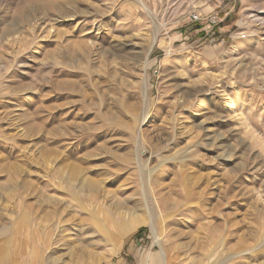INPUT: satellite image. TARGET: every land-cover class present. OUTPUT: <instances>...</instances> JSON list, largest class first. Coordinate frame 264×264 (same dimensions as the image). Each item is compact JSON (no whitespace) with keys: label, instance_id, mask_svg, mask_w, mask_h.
Segmentation results:
<instances>
[{"label":"rangeland","instance_id":"1","mask_svg":"<svg viewBox=\"0 0 264 264\" xmlns=\"http://www.w3.org/2000/svg\"><path fill=\"white\" fill-rule=\"evenodd\" d=\"M256 211L264 0H0V263L140 230L162 264H264Z\"/></svg>","mask_w":264,"mask_h":264},{"label":"crops","instance_id":"2","mask_svg":"<svg viewBox=\"0 0 264 264\" xmlns=\"http://www.w3.org/2000/svg\"><path fill=\"white\" fill-rule=\"evenodd\" d=\"M114 259V258H113ZM33 260V262H32ZM25 260V264H34L36 259ZM120 262H128L130 264H162L156 256H153L151 252L147 250V245L143 233L137 231L131 242L127 243L123 250L119 251L115 255V259ZM0 264H20L14 257L10 260H2Z\"/></svg>","mask_w":264,"mask_h":264},{"label":"bare ground","instance_id":"3","mask_svg":"<svg viewBox=\"0 0 264 264\" xmlns=\"http://www.w3.org/2000/svg\"><path fill=\"white\" fill-rule=\"evenodd\" d=\"M254 216L255 218L258 220V226H256L255 224L254 225H251L252 227H248L247 231L244 232L245 235H248L249 239L251 240H254L255 238L257 239V232H258V229L256 228H259V226L262 228L264 227V212H260V211H256L254 213ZM228 217V216H227ZM224 220H228V219H224ZM229 221V220H228ZM223 223V222H221ZM252 224V223H251ZM229 228V227H228ZM229 230V229H228ZM238 236V235H237ZM244 236V235H243ZM243 236H241L243 238ZM241 239V238H240ZM247 239V238H246ZM212 246V245H211Z\"/></svg>","mask_w":264,"mask_h":264},{"label":"built area","instance_id":"4","mask_svg":"<svg viewBox=\"0 0 264 264\" xmlns=\"http://www.w3.org/2000/svg\"><path fill=\"white\" fill-rule=\"evenodd\" d=\"M200 17L201 16H199V14H197V13H193L191 15V18L194 19V21H199L201 19ZM207 20L209 21V25H212V27H213V26L217 25L219 18L217 15H211V16H209V18H207ZM102 264H130V263L120 262V261H109V262H104Z\"/></svg>","mask_w":264,"mask_h":264}]
</instances>
